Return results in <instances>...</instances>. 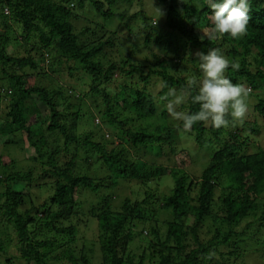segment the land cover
<instances>
[{
    "label": "trees",
    "instance_id": "obj_1",
    "mask_svg": "<svg viewBox=\"0 0 264 264\" xmlns=\"http://www.w3.org/2000/svg\"><path fill=\"white\" fill-rule=\"evenodd\" d=\"M150 1L161 9L159 25L146 24ZM123 3L127 8L117 11ZM249 3L247 32L234 39L212 35V10L205 0H0V256L12 250L27 264H96V258L98 264H226L214 254L239 259L252 246L249 251L264 258V148L249 143L264 125V0ZM79 7L84 17L77 14ZM113 19L120 22L116 31L100 24ZM75 20L85 25L77 30ZM122 27L125 38L118 35ZM140 37L142 47L132 41ZM138 47L144 61L129 63ZM210 48L238 62L239 70L229 67L226 75L243 84L255 103L243 118L251 127L245 138L229 129L230 116L227 127L197 122L187 129L196 144L212 146L200 171L184 143L176 144L178 131L186 129L158 111L147 85L151 75L159 77L161 99L169 88L181 91L187 78L181 67H199L196 54ZM113 53H123L120 63ZM116 72L139 81L106 91L103 85ZM86 76L83 93L73 83ZM53 77H61L63 85L47 87ZM165 82L168 87H162ZM88 94L103 95V105L89 107ZM183 107L195 112L199 105L188 100ZM87 116L93 128L84 125ZM79 123L86 130L79 132ZM106 123L122 132L128 147L122 141L107 145L113 137L106 139ZM13 144L31 162L25 171H11L15 161L3 160L1 152ZM71 145L94 156L71 154ZM139 148L158 162L143 161L131 150ZM92 158L107 174L94 172ZM80 159L86 166L81 169ZM120 179L139 185L143 197H123L115 205ZM168 180L159 193L158 183ZM79 191L96 196L87 213L79 210ZM40 193L47 195L37 202ZM92 223L96 258L92 246L75 245L83 239L80 229Z\"/></svg>",
    "mask_w": 264,
    "mask_h": 264
},
{
    "label": "rangeland",
    "instance_id": "obj_2",
    "mask_svg": "<svg viewBox=\"0 0 264 264\" xmlns=\"http://www.w3.org/2000/svg\"><path fill=\"white\" fill-rule=\"evenodd\" d=\"M150 4L153 5V3L151 1L148 2L146 5L150 6ZM152 7L153 8L149 9L150 14L152 15V18L150 20H148L146 22V24H149L151 26L159 25L160 19H158V17H159L158 15L161 14V9L156 7V5H153ZM86 8L91 12V8L89 5H87ZM126 8H127V5L124 3L123 4H117L115 6V9L117 11H123ZM83 11H84L83 7L76 8V12L79 16L84 17ZM89 11H88V16H91ZM92 14H94V19H96L95 13L93 11H92ZM119 23L120 22L117 19H113V20L108 21V22L104 21V20H100V24L103 27H109V29L113 30V31H116L118 29V27H120V26H118ZM135 24H139V23H135ZM84 25H85V23L83 21L81 22V21L75 20V27L77 30H80L81 27ZM1 29L2 28L0 27V30ZM118 35L122 38H125V36H127L126 28L122 27L121 32L118 33ZM133 40H136L137 42L136 41H134V42H136V44H138L142 47L141 44H143V39L141 37L140 38H134V39H132V41ZM120 48H121V46H120ZM12 49L13 48L10 47L8 52H11ZM122 56H123V53L122 54L113 53V58L116 62L120 63L121 62L120 60L123 58ZM147 56H149V54H147ZM142 60H143V56L141 53V49L139 48V50L136 51L135 55L131 58V61L129 63H140V61H142ZM181 68H182V71L187 74V77L190 75L197 76V77L201 75L200 68L197 67L195 63L194 64H188L187 63L186 65L182 66ZM65 69H67V67H66V65L63 64L61 67V70L63 71ZM145 72H147V70H145ZM114 74H115L114 78L110 82H107L103 85V88L106 91L120 90L121 86H123L125 84L132 86L134 82H136L137 80L139 81L137 75L135 77H134V75H131V77L130 76L122 77L121 75H119V72H116ZM53 79H54V77L52 78L53 85H47V84H45V85L49 88H54V87H57L58 85H60L62 83L61 77L59 80H53ZM76 79L77 80L74 81L75 83H73L74 86L76 88H79L80 91H82L83 93H85V91L88 88L86 85V83L89 82L88 77L86 76V78L85 79L82 78V80H79V77H77ZM84 82H86L85 85H84ZM161 84L162 83H161V80L159 77L151 75L149 84L147 85L148 91L151 93L152 96L155 97L156 102L158 101V103H157L158 111L159 110H160L159 112L166 111V113L168 114L167 116L169 117V121L177 126L179 121L174 119L173 116L168 111V100L170 99V97L167 99H166L167 96L165 97V99H161V97H159L158 92L161 89ZM61 85H63V84H61ZM172 89L175 90L174 88H172ZM177 92H180V91H177ZM85 96L88 98H86V100H84V102H85V104H88L89 107H93V105H92L93 102H94V104L97 103L100 105V103H101V105H103V103H102L103 95L88 94ZM62 97H63V94H62ZM62 97L60 98V96H59L56 100L57 103L59 104V107H61V102L64 101V99ZM254 99H255L254 97L248 96L247 97V104L250 106V104L255 103ZM71 100L72 99H70L69 101H71ZM159 100H162L163 103H161ZM185 103L182 106H179V108L177 110L183 111V109H184L183 106L185 105ZM73 104L77 105V104H79V102L74 101ZM162 106L163 107L165 106V108H163ZM68 111L71 112L70 109ZM245 116H247L245 118V119H247L250 116V113H248V111H247ZM98 118L100 119V121H102L101 117H98ZM90 120H91V117L87 116V117H85V120L83 121V123H84V125L89 124V128H93L94 126L91 124ZM93 121L98 122L97 119H95V120L93 119ZM104 126H108V127H105V129L107 130V133H109V135H110L109 138H106V139L110 140L113 137V142H112L113 144L107 143L108 146L112 147V145H116V144L119 145V144H121V141H122L123 145L128 147L129 144L124 141V135L122 134V132L120 130L113 127V125H111V126L109 124L107 125V123H106V125L104 124ZM250 128L251 127H249V123L244 121V119L234 120L233 123H231L229 126V129L232 131L240 130L242 132L243 138H245L247 136V134H250V132H249ZM83 130H86L85 127L83 125H81V123H79L78 131L81 132ZM178 132H179V134H181L182 137L179 138V141L176 142V144L177 143L178 144L184 143L182 145L184 147V149L195 157V163H196L197 167L194 169L199 170L201 167H205L208 164V161L211 157L212 146L210 144H208V145L206 144L203 147L199 146L198 144H196L192 133L188 130H184V131L179 130ZM53 139L57 141L56 143H58L61 146V148L63 147L62 140H60V137L55 135L53 137ZM120 139H122V140H120ZM21 142H22V140H21ZM249 143L250 144H253V143L258 144L262 148H264V125L259 127V131H257V133L255 135H252L249 137ZM22 144H24V141L22 142ZM8 146H9V150L7 152L2 151L1 153L4 155V159H3L4 161H6V160H14L15 161V164L13 166H11V168H10L11 171L15 170V171H21L22 172V171H25L26 168L31 166V162L27 161L25 158V154H24V153H26L25 151H21L20 149L15 148L16 144L14 146H12V145H8ZM10 146H12V147H10ZM131 150L135 155L138 154V156H140V158L143 159V161H146V162L156 161V162H158V160L154 157L153 154H151L150 152L148 153V151L143 152L142 148L131 149ZM69 152L71 154L76 152V154H78L79 157L80 156H87L88 154L91 156H94V154H92L91 152L88 153L87 151H86L87 153L85 154L84 150L81 146L71 145L69 147ZM178 159H180V157ZM160 160H162V158ZM77 164H78V166H80V169H81V167H86L84 165L83 160H81V159L78 160ZM90 164L92 165V169H94V172L97 171V172H99L100 175L107 174L106 169L104 167H102L99 162H95L94 158H92L90 160ZM200 171H201V169H200ZM200 171H199V174H200ZM91 172L92 171H90L89 173H91ZM120 180L121 181L119 182V184L121 187L119 189L114 188V191H116V193L119 194V195L115 194V197H116V198H114V201H115L114 204L115 205H117L116 202H118V204H119L120 199L123 197H129L131 199H135L136 197L140 199L143 197L142 193H140V192H142L141 191L142 189H140L139 185H137L135 183L127 182L126 180H123V179H120ZM37 181L39 183H44V181L41 179H37ZM170 184H171V182L169 180L165 181V182L158 183V192L160 193L162 190H164L166 188L167 185H170ZM150 187L154 188L152 185H150ZM1 190L2 191L4 190V185L0 186V191ZM33 193H35V192H33ZM38 195H39V198L36 199V201L41 202L44 199V197H46L47 194L46 193H40ZM78 196H79V204H80L79 210H81L85 213H87V211L90 208V205L92 203H96V196L94 194L90 193L89 191H84V192L79 191ZM263 200H264V198H263ZM80 233L83 236V239L76 241V243H75L76 247L80 248V249L81 248L86 249V248H90V246H92V250L94 251L93 254H95L94 258H96L97 254H99V253L97 251V247L92 245V242L96 241V235H97V231L95 229V224L92 223V227L86 231L83 228H81ZM260 235H262V234H260ZM263 235H264V231H263ZM144 236H146L145 233L143 234L142 238H144ZM257 236H259V235L256 234L255 237H257ZM260 237H263V236H260ZM67 240H69V239L67 238L66 241ZM255 246H257V245H255ZM3 247L7 248L5 246H3ZM250 247H252V246H250ZM250 247H246L245 249L250 250L251 249ZM257 248H258V246H257ZM249 250H248V253L245 254V256H243L239 259H236L234 257L228 258V256L221 257L219 255V253H215L214 255L217 259L221 260L222 262L224 261L226 264H263L264 258L262 256H260L259 251H256V250L249 251ZM7 258H9V259H7ZM93 261H94V263L96 262V264H98L99 258H96ZM0 264H27V262L15 257L12 250H7L6 253H3L0 256Z\"/></svg>",
    "mask_w": 264,
    "mask_h": 264
},
{
    "label": "clouds",
    "instance_id": "obj_3",
    "mask_svg": "<svg viewBox=\"0 0 264 264\" xmlns=\"http://www.w3.org/2000/svg\"><path fill=\"white\" fill-rule=\"evenodd\" d=\"M211 9L212 35L228 34L238 39L246 34L249 23V0H205ZM200 76H188L180 92L169 88L168 111L181 122L184 129H190L197 122L211 124L215 128L227 127L232 120H242L248 110L249 90L240 83H234L226 75L229 67L239 70L238 62L230 60L219 48H210L197 54ZM162 87H168L165 82ZM199 105L198 110H177L186 101Z\"/></svg>",
    "mask_w": 264,
    "mask_h": 264
}]
</instances>
